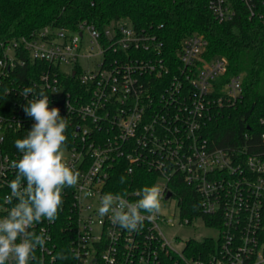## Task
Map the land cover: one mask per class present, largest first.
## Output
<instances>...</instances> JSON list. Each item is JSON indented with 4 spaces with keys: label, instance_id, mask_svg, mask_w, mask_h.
Wrapping results in <instances>:
<instances>
[{
    "label": "built area",
    "instance_id": "1",
    "mask_svg": "<svg viewBox=\"0 0 264 264\" xmlns=\"http://www.w3.org/2000/svg\"><path fill=\"white\" fill-rule=\"evenodd\" d=\"M241 1L251 16L264 3ZM208 5L221 22L237 15L234 0H209ZM207 45L199 32L186 35L174 65L158 33L127 18L102 28L88 21L75 29L44 26L7 43L0 88L18 64H26L21 54L49 66L36 77L10 78L7 91L14 96L0 101V218L17 202L4 197L16 175L12 162L21 157L15 141L35 123L23 112L32 95H21L33 87L48 95L49 108H59L67 118L65 160L80 173L78 184L62 192V209L70 210L65 226L73 230L72 259L65 264H160L162 253L177 255L182 264H264V132L258 141L246 132L229 145L208 135L209 122L241 100L244 77L227 78L226 59L207 58ZM121 166L130 174L138 166L153 171L154 185L163 192V209L151 217L142 212L145 220L137 231L114 225L111 213H98L100 198L109 192L130 203L138 200V190H108ZM182 185L192 214L184 213ZM170 207L177 213L167 217L164 209ZM198 217L215 230L205 237L215 245L205 256L188 257L184 248L179 252L171 246L161 224H191ZM54 224L43 220L30 229L46 237L30 264L56 261Z\"/></svg>",
    "mask_w": 264,
    "mask_h": 264
},
{
    "label": "trees",
    "instance_id": "2",
    "mask_svg": "<svg viewBox=\"0 0 264 264\" xmlns=\"http://www.w3.org/2000/svg\"><path fill=\"white\" fill-rule=\"evenodd\" d=\"M209 0H0V58L7 43L44 26L75 29L82 21L94 23L102 28L112 20L127 18L137 27H145L158 33L164 42V55L174 65L178 63L181 40L193 32L203 34L208 45L205 56H222L227 61L225 76L243 74V96L234 106L226 107L207 127V133L217 144L229 145L237 142L248 132L258 141L264 132V3L258 5L257 13L249 14L241 0H234L237 15L232 20L219 21L208 5ZM26 57L24 65L18 64L10 77L2 81L0 101L8 102L14 96L7 87L11 79L26 80L36 77L49 66V62L33 61ZM65 77V76H64ZM63 77V78H64ZM66 78V77H65ZM65 82L69 84L68 79ZM125 178L120 183L121 177ZM155 173L138 166L130 174L124 166L116 168L108 190L126 192L141 190L154 185ZM184 213L195 210L185 194ZM187 196V197H186ZM139 199V197H137ZM190 206V207H189ZM67 207L61 209L54 224L57 254L65 257L54 264H65L72 259L70 252L71 232L65 223ZM73 210L71 208V218ZM209 218L206 216V219ZM73 222L71 221V225ZM215 241L210 238H189L184 247L186 256H205ZM160 264H182L177 255L162 253Z\"/></svg>",
    "mask_w": 264,
    "mask_h": 264
},
{
    "label": "clouds",
    "instance_id": "3",
    "mask_svg": "<svg viewBox=\"0 0 264 264\" xmlns=\"http://www.w3.org/2000/svg\"><path fill=\"white\" fill-rule=\"evenodd\" d=\"M32 99L23 108L26 116L32 118L27 136L15 141L21 157L12 162L16 170L15 179L9 182L10 194L4 197L8 203L17 201L0 218V264L15 261V264H30L37 258V248H43L46 237L43 232L31 231L35 224L47 220L54 222L62 209V192L65 187H75L80 173L65 160L68 120L60 115L57 107L49 108L50 100L43 91L36 93L33 87H25L21 95ZM26 182V187H24ZM125 178H120L124 183ZM139 199L130 203L124 195L106 193L100 198L98 213L101 217L111 213V222L129 231H137L143 225L145 216L161 211L163 192L153 185L143 187L134 193ZM86 196L92 193L86 192ZM59 258H65L62 253Z\"/></svg>",
    "mask_w": 264,
    "mask_h": 264
},
{
    "label": "rangeland",
    "instance_id": "4",
    "mask_svg": "<svg viewBox=\"0 0 264 264\" xmlns=\"http://www.w3.org/2000/svg\"><path fill=\"white\" fill-rule=\"evenodd\" d=\"M164 213L167 217H172L174 216V213L177 212L175 208L170 207L164 209ZM161 228L166 239L170 242L171 246L179 252L182 251L185 242L189 238H196L198 240H202L206 236L216 234L215 230L207 226L203 218L201 217L194 219L191 224H161Z\"/></svg>",
    "mask_w": 264,
    "mask_h": 264
},
{
    "label": "water",
    "instance_id": "5",
    "mask_svg": "<svg viewBox=\"0 0 264 264\" xmlns=\"http://www.w3.org/2000/svg\"><path fill=\"white\" fill-rule=\"evenodd\" d=\"M168 195H171V192Z\"/></svg>",
    "mask_w": 264,
    "mask_h": 264
}]
</instances>
